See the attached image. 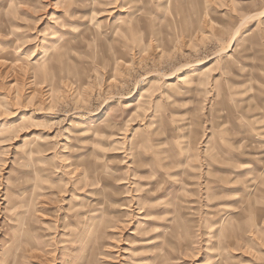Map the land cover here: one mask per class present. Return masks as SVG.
I'll return each instance as SVG.
<instances>
[{
  "label": "rangeland",
  "instance_id": "rangeland-1",
  "mask_svg": "<svg viewBox=\"0 0 264 264\" xmlns=\"http://www.w3.org/2000/svg\"><path fill=\"white\" fill-rule=\"evenodd\" d=\"M0 264H264V0H0Z\"/></svg>",
  "mask_w": 264,
  "mask_h": 264
},
{
  "label": "bare ground",
  "instance_id": "bare-ground-1",
  "mask_svg": "<svg viewBox=\"0 0 264 264\" xmlns=\"http://www.w3.org/2000/svg\"><path fill=\"white\" fill-rule=\"evenodd\" d=\"M100 123L102 124V121L97 122L96 125L98 126V125H100ZM96 125H95V126H96ZM95 126H94V127H95ZM84 248H85V247H84Z\"/></svg>",
  "mask_w": 264,
  "mask_h": 264
}]
</instances>
